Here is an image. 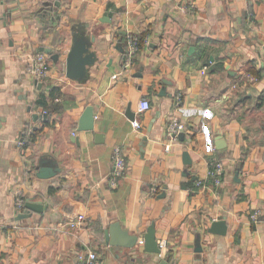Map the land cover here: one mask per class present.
Returning a JSON list of instances; mask_svg holds the SVG:
<instances>
[{
	"label": "crops",
	"instance_id": "1",
	"mask_svg": "<svg viewBox=\"0 0 264 264\" xmlns=\"http://www.w3.org/2000/svg\"><path fill=\"white\" fill-rule=\"evenodd\" d=\"M130 35L145 39L127 58ZM77 36L97 53L83 80L66 73ZM41 47L60 54L43 81L29 70ZM89 105L95 129L79 130ZM173 115L183 138L167 135ZM42 158L60 171L38 177ZM18 192L44 210L17 219ZM219 217L226 234L209 231ZM117 222L134 247L107 243ZM151 226L161 253L141 243ZM89 250L103 264H264V0H0V264H83Z\"/></svg>",
	"mask_w": 264,
	"mask_h": 264
},
{
	"label": "water",
	"instance_id": "2",
	"mask_svg": "<svg viewBox=\"0 0 264 264\" xmlns=\"http://www.w3.org/2000/svg\"><path fill=\"white\" fill-rule=\"evenodd\" d=\"M123 49V48H122ZM124 50V49H123ZM41 51L49 54L53 59L59 58V53L54 52L52 48L41 47ZM97 60V53L91 50V44L83 37H76L66 59V73L70 78L83 80L88 75V67L93 65ZM131 118H135L132 111H128ZM96 115L92 105L82 113L79 119V130H94L95 129ZM99 135V134H98ZM180 138L184 137L181 132L178 135ZM185 163H191L192 159L188 151L184 152ZM39 170L37 176L41 178H49L56 175L60 171V167L56 160L51 158H42L39 163ZM25 211L17 215V219L31 215L32 211L41 212L44 210L42 201L27 200L25 202ZM228 224L225 217H219L214 220L209 228L210 232L218 234H226ZM106 241L110 245L123 246L127 248L134 247L139 242V235L130 234L127 230L123 229L120 224L113 223L105 230ZM145 248L147 251L161 253L162 246L157 239L155 227H149L144 236Z\"/></svg>",
	"mask_w": 264,
	"mask_h": 264
},
{
	"label": "built area",
	"instance_id": "3",
	"mask_svg": "<svg viewBox=\"0 0 264 264\" xmlns=\"http://www.w3.org/2000/svg\"><path fill=\"white\" fill-rule=\"evenodd\" d=\"M138 36L130 35L127 42V58L134 55L138 50ZM29 70L35 75L37 80H45L50 74L49 55L44 51H37L32 55L31 64ZM152 107L151 102L148 99H144L140 102L138 108L139 112H144ZM134 127L139 128L141 122L134 118L132 120ZM186 129V123L180 118L179 115H173L167 125V135L170 139H175L178 135ZM22 144V141H19ZM127 168L126 156L120 146H116L113 151L112 159V171L109 178L110 183L115 186L118 184L120 177H122ZM210 177L216 186L222 184L224 179V164L223 162L216 160L213 162L210 170ZM196 185H201V180L196 181ZM25 199L23 195L18 192L16 198L17 210H23L25 208ZM260 216V212L256 211L254 217L257 219ZM85 220V215H79L75 220L69 224L76 226ZM141 243H144V239H141ZM83 264H103V260L96 250H89L83 255Z\"/></svg>",
	"mask_w": 264,
	"mask_h": 264
},
{
	"label": "trees",
	"instance_id": "4",
	"mask_svg": "<svg viewBox=\"0 0 264 264\" xmlns=\"http://www.w3.org/2000/svg\"><path fill=\"white\" fill-rule=\"evenodd\" d=\"M144 39H145V36H141V37L138 36V40H137V42H138V48H139V49H140V48L142 47V45L144 44ZM52 92L54 93V92H55V89H53ZM30 142H31V140H30V138H29L27 141H25V144H28V143H30Z\"/></svg>",
	"mask_w": 264,
	"mask_h": 264
}]
</instances>
